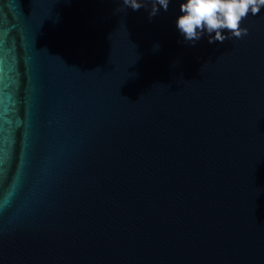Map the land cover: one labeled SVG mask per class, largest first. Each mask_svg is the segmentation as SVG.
Here are the masks:
<instances>
[{"label":"water","instance_id":"obj_1","mask_svg":"<svg viewBox=\"0 0 264 264\" xmlns=\"http://www.w3.org/2000/svg\"><path fill=\"white\" fill-rule=\"evenodd\" d=\"M120 2L0 0V264H264V7Z\"/></svg>","mask_w":264,"mask_h":264},{"label":"clouds","instance_id":"obj_2","mask_svg":"<svg viewBox=\"0 0 264 264\" xmlns=\"http://www.w3.org/2000/svg\"><path fill=\"white\" fill-rule=\"evenodd\" d=\"M120 4L121 12L143 8L151 19L161 9L168 11L170 0H121ZM262 7L264 0H184L179 4L181 14L176 18L175 26L184 40L192 44L204 35H207L209 44L223 43L233 37L240 39L247 35V28L241 27L242 21L249 14L257 15ZM154 48L158 49L159 45Z\"/></svg>","mask_w":264,"mask_h":264}]
</instances>
